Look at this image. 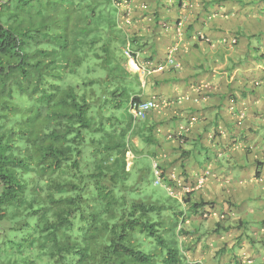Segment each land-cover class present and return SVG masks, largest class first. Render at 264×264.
Segmentation results:
<instances>
[{
    "label": "trees",
    "instance_id": "16d2710c",
    "mask_svg": "<svg viewBox=\"0 0 264 264\" xmlns=\"http://www.w3.org/2000/svg\"><path fill=\"white\" fill-rule=\"evenodd\" d=\"M2 1L15 14L4 22L0 5V264H204L187 255L201 239L187 222L214 203L161 162L175 196L154 185L141 161L157 158L163 123L131 107L155 73L143 85L124 54L155 62V37L177 34L186 0ZM232 1L264 18V0ZM200 3L198 16L223 1Z\"/></svg>",
    "mask_w": 264,
    "mask_h": 264
},
{
    "label": "crops",
    "instance_id": "0c3cea01",
    "mask_svg": "<svg viewBox=\"0 0 264 264\" xmlns=\"http://www.w3.org/2000/svg\"><path fill=\"white\" fill-rule=\"evenodd\" d=\"M255 8L210 3L202 16L181 9L192 20L193 36L155 37L149 53L164 64L177 45L180 64L155 73L143 93L156 101L153 115L163 123L157 159L180 179L176 185L194 182L193 197L214 203L206 210L209 220L187 222L194 232L189 241L202 234L195 233L199 224L207 223L210 234L217 224L231 229L195 246L193 258L201 263L264 264V18ZM153 62L139 60L144 68L159 65Z\"/></svg>",
    "mask_w": 264,
    "mask_h": 264
},
{
    "label": "built area",
    "instance_id": "2783aa9c",
    "mask_svg": "<svg viewBox=\"0 0 264 264\" xmlns=\"http://www.w3.org/2000/svg\"><path fill=\"white\" fill-rule=\"evenodd\" d=\"M187 2L184 3V8L186 7ZM184 21H180L177 25V39H181L184 37ZM177 51V45L170 47L168 49L167 53V59L164 64H160L155 67H149V68H144L139 64V57H134L132 54V51L130 50V47L128 46L124 50V54L126 57L129 58L130 63L132 67L134 68L135 71L140 73L142 78H146V76L152 75L154 73H161L166 71L168 68H173V69H178L180 68V64L176 61L175 59V53ZM143 85H145V81H143ZM158 107L156 101L154 99H149V100H141L139 102L133 103L131 107V112L133 114V117L136 120H141L145 119L152 111H154ZM182 130H185V127L181 128ZM152 170H153V175H154V185L155 186H162L167 189L168 193L171 196H175V192L172 187L165 186L163 182V171L162 168L160 167V161L157 158L152 159ZM209 174L206 173L204 177H201L198 182L196 189H200L202 185L205 183L207 176ZM176 175H173L172 178L173 180L176 179ZM179 186V185H178ZM187 192L190 190L187 189Z\"/></svg>",
    "mask_w": 264,
    "mask_h": 264
},
{
    "label": "rangeland",
    "instance_id": "374dc122",
    "mask_svg": "<svg viewBox=\"0 0 264 264\" xmlns=\"http://www.w3.org/2000/svg\"><path fill=\"white\" fill-rule=\"evenodd\" d=\"M171 1H173V0H171ZM223 2H230V3H232L233 1L232 0H222ZM3 1L0 3V5H3ZM171 3H174V2H171ZM200 0H192L191 2H189L187 5V7L185 8V9H183V10H186V11H188V12H190V11H192V10H194V13H192V14H195V16L198 14V12H199V7H200ZM14 6H15V2H13L11 5H8V4H4L3 5V20H4V22L9 18V17H11L12 16V14H15V10H14ZM138 6H139V8L142 6L141 4L139 5V3H138ZM142 8V7H141ZM140 8V9H141ZM35 11H37L38 9H39V7L36 5V6H34V8H33ZM51 9H53V6H51ZM60 9V11L58 12V18L61 20L60 21V24H62V19H61V14H62V11H61V6L60 7H58V10ZM262 13H264V12H262ZM184 14H186L185 12H184ZM20 15H21V17H20V19L21 20H18L19 22H22V21H24L23 19H25V17H24V15H26V11H22V13H20ZM181 19L182 20H184V22L186 23V22H191L192 20H191V18L188 16V14L184 17L182 14H181ZM131 68H132V66H131ZM133 70H134V68H132ZM135 141V143H137L138 141L135 139L134 140ZM148 150L147 151H149V147L147 148ZM132 155H129V163H128V167H130L131 165H132V162H131V160H132ZM153 159V158H152ZM152 159H149V158H144V159H142V161H141V163L142 164H146V165H149L150 164V162L152 161ZM153 181V175H149L148 177H147V181ZM257 189V188H256ZM258 190V189H257ZM194 224L196 225V226H198V222H194ZM204 227H206L207 226V223H204V224H202ZM202 228V226L200 227V224H199V229H201V230H203V231H200V232H202V236H201V239L199 240V241H197V243L199 244L201 241H202V239H203V242H201V243H205L206 245H208L205 241L208 239V237L209 236H211L212 234H214V233H212V234H210L209 232H210V229H206V228ZM189 230H190V228H189V225H188V227H187ZM191 231V230H190ZM192 232V234L194 235V232L193 231H191ZM205 239V240H204ZM179 240H180V238H179ZM186 242H187V240L185 239V237H184V243L183 244H185V246H186ZM194 242V240H192L191 241V243H193ZM180 243H181V241H180ZM200 243V244H201ZM195 244H196V242H195ZM198 244H196V245H198ZM195 245V246H196ZM207 247V246H206ZM194 248H192V247H190V249H189V251L187 252V255L189 256L190 255V257H193L192 255L194 254V250H193ZM193 250V251H192ZM191 254H190V253ZM204 252H206V253H208L209 251H204ZM205 264H213V263H211V262H208V261H205L204 262Z\"/></svg>",
    "mask_w": 264,
    "mask_h": 264
},
{
    "label": "clouds",
    "instance_id": "9594fccd",
    "mask_svg": "<svg viewBox=\"0 0 264 264\" xmlns=\"http://www.w3.org/2000/svg\"><path fill=\"white\" fill-rule=\"evenodd\" d=\"M185 2H187V4L189 3L187 0L184 1V3H185ZM183 6H184V4H183ZM187 6H188V5H186V7H187ZM186 7H185V8H186ZM185 8L183 7L182 9H185ZM181 20H182V19H181ZM182 21H184V20H182ZM184 26H185V22H184ZM128 64H129V67L131 68L132 65H131V63H130V60L128 61ZM159 65H160V64H159ZM132 68H133V67H132ZM132 68H131L132 71L137 72V71L133 70ZM137 73H138V72H137ZM139 74H140V73H139ZM140 77H141V75H140ZM141 79H142V84H143V81H145V78H142V77H141Z\"/></svg>",
    "mask_w": 264,
    "mask_h": 264
}]
</instances>
